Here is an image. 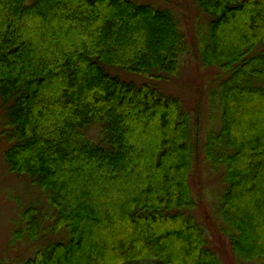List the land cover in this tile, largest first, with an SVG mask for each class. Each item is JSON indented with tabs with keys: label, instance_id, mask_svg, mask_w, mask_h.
Wrapping results in <instances>:
<instances>
[{
	"label": "trees",
	"instance_id": "trees-1",
	"mask_svg": "<svg viewBox=\"0 0 264 264\" xmlns=\"http://www.w3.org/2000/svg\"><path fill=\"white\" fill-rule=\"evenodd\" d=\"M195 1L196 51L157 3L0 0L5 160L47 202L11 243L65 235L23 264H224L192 215L201 154L221 169L215 208L238 264L264 262V0ZM191 52L220 82L204 145L178 97L111 71L170 80Z\"/></svg>",
	"mask_w": 264,
	"mask_h": 264
},
{
	"label": "rangeland",
	"instance_id": "rangeland-1",
	"mask_svg": "<svg viewBox=\"0 0 264 264\" xmlns=\"http://www.w3.org/2000/svg\"><path fill=\"white\" fill-rule=\"evenodd\" d=\"M137 1L157 3L156 5L161 7L171 8L174 14L178 15L191 48L196 51L197 31L199 29L201 32L203 28L205 29L208 18L200 11L195 0ZM111 68L113 73L124 78L139 83L149 82L158 85L159 89L167 95L178 97L183 107L194 116L199 114L197 123L200 128L199 139L202 145H204L208 132L220 130L222 125L220 110L212 111L214 108L210 104L213 89L219 88L217 69L204 67L198 60L197 52L186 55L181 75L170 80L157 82L141 76H128L123 70L118 71L121 70L120 68ZM216 108L220 109L218 103H216ZM239 125H244V121L241 120ZM0 128H2L1 125ZM7 146V142L0 135V264H23L26 259L34 255L37 249L46 246L49 242L61 240L65 235L63 237L60 234L50 235L35 243L27 241L11 243L14 232L23 227L22 218L25 210L37 205L46 206L47 202L42 192L32 184L28 177L9 171L5 160ZM209 163L201 154L193 169L191 184L198 205L192 210V215L205 228L210 246L221 255L224 264H238L229 238L219 229L220 226L225 227V224L219 218L215 208L222 188H224L221 169L214 171ZM249 237V239H254L252 235ZM249 264H264V262L254 261Z\"/></svg>",
	"mask_w": 264,
	"mask_h": 264
}]
</instances>
